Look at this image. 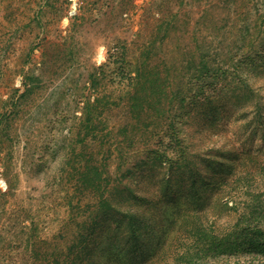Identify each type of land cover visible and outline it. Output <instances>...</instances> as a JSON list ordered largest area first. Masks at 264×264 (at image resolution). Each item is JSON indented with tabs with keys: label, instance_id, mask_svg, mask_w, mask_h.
I'll list each match as a JSON object with an SVG mask.
<instances>
[{
	"label": "rangeland",
	"instance_id": "obj_1",
	"mask_svg": "<svg viewBox=\"0 0 264 264\" xmlns=\"http://www.w3.org/2000/svg\"><path fill=\"white\" fill-rule=\"evenodd\" d=\"M249 152L264 0H0V264H264L205 251Z\"/></svg>",
	"mask_w": 264,
	"mask_h": 264
},
{
	"label": "trees",
	"instance_id": "obj_2",
	"mask_svg": "<svg viewBox=\"0 0 264 264\" xmlns=\"http://www.w3.org/2000/svg\"><path fill=\"white\" fill-rule=\"evenodd\" d=\"M261 157L262 156L253 154L252 152L242 155L239 161V172L237 175H235L236 173L230 174L229 179L224 181V185L227 188L230 186L229 191L230 189L231 191H238L237 196L235 195L236 197L232 201V206H234L233 209L237 210L242 216L243 221L238 228L241 234L239 238L234 241H224L225 243H213L208 245L205 250L208 253L217 255L220 250H223V252H226L229 256H234L236 258L244 257V259H248L251 256L253 258L264 259V205L255 203L253 199L250 202V198H242L244 196L242 192H248L251 183L254 182L255 185H257V181L255 180H264V161ZM235 183H238L240 187L236 186ZM191 186L193 187V184ZM183 193V195H188L187 192ZM225 198V202L230 200V197H227V195ZM260 211L262 212L259 213ZM130 234L131 241L135 244L138 236H136L133 231ZM129 253H132V247L129 248ZM152 255L153 253L147 258H143L138 263H132L127 260V264H152L155 262L154 258L151 257ZM82 256L86 257L84 253H82ZM74 258L75 256L73 255V257L69 259L70 264L75 263ZM89 262H91V260H82V263L88 264ZM181 262H183L182 259ZM78 264H81V262Z\"/></svg>",
	"mask_w": 264,
	"mask_h": 264
}]
</instances>
